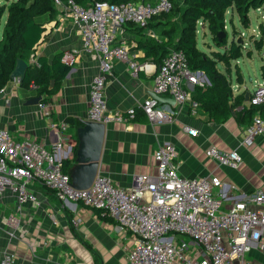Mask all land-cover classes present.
Instances as JSON below:
<instances>
[{"label":"built area","instance_id":"obj_1","mask_svg":"<svg viewBox=\"0 0 264 264\" xmlns=\"http://www.w3.org/2000/svg\"><path fill=\"white\" fill-rule=\"evenodd\" d=\"M53 4L80 34V47L65 51L61 62L73 67L79 57L98 61V74L89 89L87 121L107 126L135 119L136 108L122 114L106 106V78L114 61L124 62L134 77L139 73L153 74L152 94L170 96L178 106L190 104L195 113L197 104L192 99V89L210 86L208 78L189 68L182 50H171L159 65L138 62L126 38L129 25L143 27L152 19L169 13L170 0L119 4L97 0L86 7L74 0H53ZM261 9L264 10H256ZM150 35L153 37L152 33ZM30 63L39 67L35 56L30 57ZM29 88L35 90L34 85ZM263 104L264 86L258 84L249 93L247 106ZM38 106L44 117L50 118L49 104ZM138 109L156 125L170 122L174 115L152 97L141 102ZM50 127L65 132L69 125L52 122ZM261 135H264V118L256 113L240 144L251 146ZM67 155L61 142L48 151L35 140L26 138L16 142L6 130H0V198L9 191L16 194L18 207L27 202L38 204L36 194L29 188L37 183L62 203H78L98 211L132 236L134 242L127 255L128 264H250L246 261L247 254L257 246L263 249L264 193L257 191L242 199L236 198L224 209L227 186L212 176L188 179L179 175L174 163L178 153L170 142L159 145L153 153L156 175L138 176L134 186L128 189L115 186L100 172L88 189H74L69 174L63 172ZM205 155L219 166L232 169H237L242 162L235 150L223 152L209 147ZM229 188L234 189V186ZM0 264L23 263L5 251Z\"/></svg>","mask_w":264,"mask_h":264},{"label":"crops","instance_id":"obj_2","mask_svg":"<svg viewBox=\"0 0 264 264\" xmlns=\"http://www.w3.org/2000/svg\"><path fill=\"white\" fill-rule=\"evenodd\" d=\"M177 1L184 5L183 0ZM43 26L45 31L31 56L50 61L58 53L80 47L78 29L58 11ZM198 28L203 33L207 30L201 22ZM150 33L157 38L152 30L126 29L127 42L138 62L153 63L145 57L144 50L136 49ZM97 74V60L79 57L48 103L50 118L44 117L38 105H26L27 100L34 98L33 89L10 81L0 92V130H6L16 142L26 138L35 140L48 151L61 142L68 154L64 163L70 175L74 166L72 153L78 146L77 130L83 127L82 121H87L90 84ZM153 84V74L139 73L134 77L124 62H113L106 78V106L122 114L136 108V115L129 123L105 126L98 172L119 188H131L138 176L156 175L153 153L159 145L170 142L178 153L174 163L179 175L188 179L212 176L227 186L224 209L236 198L257 191L264 193V135L255 138L251 146L240 144L247 127V121L240 122L239 114L247 104L245 100L228 119L214 121L204 109L197 107L193 113L190 104L178 106L171 103L170 96L163 95L160 105L174 115L170 122L156 125L138 109L141 102L152 96ZM246 92L251 91L238 90L234 98ZM67 118L76 122L67 123L65 132L50 127L52 122L60 124ZM209 147L223 152L235 150L242 162L237 169L219 166L205 155ZM29 188L36 194L38 204L27 202L18 207L16 194L9 191L0 198V257L9 251L23 264H128L127 255L134 240L114 220L103 219L96 210L78 203H62L37 183ZM261 244L263 249L257 246L247 254L246 261L250 264H264V239Z\"/></svg>","mask_w":264,"mask_h":264},{"label":"trees","instance_id":"obj_3","mask_svg":"<svg viewBox=\"0 0 264 264\" xmlns=\"http://www.w3.org/2000/svg\"><path fill=\"white\" fill-rule=\"evenodd\" d=\"M74 1L86 7L97 0ZM102 1L119 4L148 0ZM170 1L172 9L169 13L152 19L143 27L128 26L134 30H152L157 34V38L148 36L136 49L144 50L145 57L151 58L156 65H159L162 58L171 50H182L187 57L189 68L202 72L210 82V86H195L192 89L193 101L214 121H225L232 115L234 108L244 104L245 100L243 93L231 99L229 83L225 82L224 85L218 78L220 74L216 68L217 64L222 63L227 67L230 61L236 60L241 53L240 45L231 42L227 47L226 39L222 36V33L225 34V15L229 10L234 11L242 25L248 27L249 11L264 7V0H183V6L177 0ZM5 2L0 5V23L4 19L0 33V92L10 82L9 77L16 60L22 59L28 64V68L24 80L19 84L20 87L27 89L34 85V98L41 96L40 103H49L51 97L58 93L71 67L61 62L62 53L54 55L50 61L45 57H37L39 67L29 61L34 47L45 31L43 25L52 21L57 14L53 0H5ZM199 22L207 28L216 45L224 47L223 53L213 52L211 56H206L199 50L196 39ZM255 43L257 48H260V40ZM237 79L241 80V77L238 76ZM52 80L54 84L50 88ZM256 113L264 118V104L259 107H248L246 104L239 110L240 122L247 121L248 126ZM65 122L74 124L76 120L67 118ZM66 167L67 164L63 163L64 173Z\"/></svg>","mask_w":264,"mask_h":264},{"label":"rangeland","instance_id":"obj_4","mask_svg":"<svg viewBox=\"0 0 264 264\" xmlns=\"http://www.w3.org/2000/svg\"><path fill=\"white\" fill-rule=\"evenodd\" d=\"M5 0H0V5L5 4ZM264 10H250L248 13L249 26L244 27L239 16L229 10L225 15V39L227 47L231 42L241 46L240 56L236 60H231L229 66L218 63L216 68L224 78V82L229 83L231 99L236 92L248 89L252 91L258 84L264 86ZM4 19L0 23V33L3 29ZM197 47L206 56H211L213 52H224V47H218L206 30L203 33L198 28ZM260 40V48H257L255 41ZM238 76L241 80H238ZM187 242L189 238L183 237Z\"/></svg>","mask_w":264,"mask_h":264},{"label":"water","instance_id":"obj_5","mask_svg":"<svg viewBox=\"0 0 264 264\" xmlns=\"http://www.w3.org/2000/svg\"><path fill=\"white\" fill-rule=\"evenodd\" d=\"M222 36L225 37L226 35L222 33ZM220 40L221 39L219 38V41ZM27 68L28 64L25 61L22 59H17L15 67L9 77L10 81L20 84L25 78ZM199 74H202V72H199ZM218 78L225 85L222 75H218ZM53 84L54 81L52 80L50 82V88L53 87ZM244 96L245 102L247 103L249 100V93L246 92ZM151 97L160 104L162 100L160 96L152 94ZM41 100V96L31 98L26 101V105H39ZM170 101L172 104H175V101L172 97ZM82 125L83 127L77 130L78 146L72 153L74 166L72 167L69 175L71 179V186L77 190L88 189L98 172L105 133V125L103 124L82 121Z\"/></svg>","mask_w":264,"mask_h":264}]
</instances>
